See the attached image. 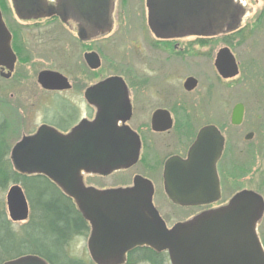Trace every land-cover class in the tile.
Returning <instances> with one entry per match:
<instances>
[{"label": "water", "instance_id": "obj_1", "mask_svg": "<svg viewBox=\"0 0 264 264\" xmlns=\"http://www.w3.org/2000/svg\"><path fill=\"white\" fill-rule=\"evenodd\" d=\"M20 19H39L57 15L63 23L79 25L85 40L89 27L106 30L111 26L113 0H11ZM148 25L158 37L171 38L192 30L195 35L217 36L237 29L243 9L236 0H147ZM167 35L165 36V34ZM85 59L91 69L100 67L96 54ZM15 57L9 34L0 16V65L10 70ZM215 69L223 79L238 74L228 49L216 56ZM38 85L46 91L69 87L57 72L42 71ZM197 81L189 78L184 88L191 91ZM86 97L98 113L92 122L83 120L67 135L42 126L24 137L11 150L14 169L22 174L40 175L70 198L90 225L88 250L99 264H115L135 247L167 251L172 264H264V250L257 236V223L264 212L262 198L252 192L238 193L231 203L186 223L167 229L152 205L150 182L135 177L127 189L98 190L85 187L82 171L105 174L119 164L130 166L137 160L139 144L131 132H119L118 113L109 109L107 99L122 105L126 100L120 78H110L89 89ZM243 107L237 105L231 122L241 123ZM159 115L155 116V124ZM163 128L161 131H165ZM213 127L203 129L185 160L171 158L165 165L163 180L167 198L181 207L206 205L219 198L215 164L223 140ZM8 218L13 223L28 219L29 205L20 185L11 186L5 197ZM105 251V252H104ZM97 254V255H96ZM5 264H48L36 256Z\"/></svg>", "mask_w": 264, "mask_h": 264}, {"label": "flooded vegetation", "instance_id": "obj_2", "mask_svg": "<svg viewBox=\"0 0 264 264\" xmlns=\"http://www.w3.org/2000/svg\"><path fill=\"white\" fill-rule=\"evenodd\" d=\"M46 1L47 6L56 7L55 0ZM245 1L246 0H244V2ZM116 2L118 3L117 10L122 6L120 14V17H122L121 15L123 14L125 0H113L110 16L111 26L103 31L99 30L98 27H89L90 35L85 40H82L79 37L78 24L68 22L66 25V23H63L57 15H50L49 17L39 19H20L15 13L11 0H0V16L9 34L10 49L15 57V62L11 70L4 65H0L1 80H12L13 76L17 75V65L19 64L23 66L20 54L22 52L25 53V51H27L32 45L33 31L31 29L33 24H38L41 21H47V23H49V20L53 21L59 19L63 25L68 26V30L74 31L76 35V39L74 38V40H77V46H80V48L83 49L82 53L81 51L79 53H74V50L70 52L69 48L68 54L61 53L59 71L49 69L42 70L59 73L66 79L69 85L67 89L61 91H46L37 83L43 93L53 95L54 98L56 97L55 101L58 102L60 111L56 114V118L54 119L60 120L63 117L64 110L72 112L76 116L75 119L68 125L58 126L60 130L57 129L58 127L55 128L49 125L50 122H46L45 120V122L41 123L34 132L31 131L25 137L34 135L42 126L52 128L61 135H67L72 129L80 124L81 121H94L98 109L94 103L87 99L86 94L88 90L107 79L120 78L125 88V102H123L122 105H119L118 102L112 99H107L106 103L109 105V109L118 113L119 119L114 125L115 128L123 133H126V129H128L134 139L138 140L139 151L137 160L130 166H127L124 163L116 165L112 168V171L105 174L97 171H82L81 176L84 186L94 187L99 190H115L131 187L135 177H141L149 181L153 191V207L168 229L173 228L177 224L191 221L206 213L227 207L232 199L238 193L243 191L259 195L264 204V198L261 196L263 194L262 191L264 192V181L259 183V178H257V160L259 154L258 151L260 150L253 146H249L255 133L249 132L245 134L243 138L241 134V128L245 123V115L247 112L246 105L248 102L251 103L253 97H250L248 102L243 98L241 103H237L232 108L230 121L227 124L225 116L226 95L223 91L225 82L235 80L241 71V65L237 59V55L233 52V46L230 43L233 39H237L240 34L248 29L252 18L247 19L246 13L243 9V15L241 16L237 29L232 32L224 31L217 36L195 35L194 32L190 30L171 38L158 37L150 27H147L149 38L145 37L147 43L143 46H145V53L147 52V54L144 56L150 54L151 57L154 58L156 53H161L163 55L162 59L157 61L156 59L142 58L141 60L145 61L143 63V72H147V74L130 75L127 77L110 75L98 81L97 74L102 63L101 54L98 51V48L99 44L104 45V41L109 40L114 34V17H118L119 15L116 13L117 11L115 12ZM145 2H147V0H145ZM143 30L144 29L141 27L142 32ZM166 35L167 33L165 36ZM216 38L223 42L221 47L216 48L214 47L215 45L210 42L214 39L216 40ZM195 40H197V42H194ZM74 46L76 45L72 44V48ZM225 48L228 49L234 57L238 70V74L231 79H223L220 77L214 66L217 53ZM62 49L64 50V48ZM195 51L196 53L202 51L200 52V56L206 63L205 65L208 63L209 65L207 66L211 67L213 72L212 77L211 75H206L209 77H202L205 79V81H202L200 75L193 74L196 76H187L178 84V66L180 65L182 67L184 64L183 59L179 57H186V60H191L193 59ZM89 54L97 55L100 61L99 68L91 69L89 67L85 59V56ZM205 65H203V67H206ZM194 67L195 66H191L188 63L185 64L186 69H192ZM196 68L200 69L199 66ZM42 71L38 72L36 82L39 73ZM199 72L202 73L203 70H200ZM83 78H88L89 81L83 83L82 80H85ZM189 78H193L197 81L195 88L191 91H187L184 88L185 81ZM3 93V91H0L1 104H3L4 100ZM74 99L79 100V105L73 102ZM5 104H7V102H5ZM82 105L86 107L87 115L82 116L80 114ZM237 105L243 107V115L241 123L239 125H234L231 122V118ZM157 115H159V117L154 124L153 121ZM19 117L18 124L20 125L22 123L24 125L25 117ZM253 120L257 123V129L264 130V108L263 111L260 114H257ZM23 125H21V127H23ZM166 127L168 129L161 131ZM208 127L215 128L218 133V138L223 140L221 153L215 164L219 198L217 201L206 205L189 207L175 205L167 198L164 191L163 175L165 165L171 158L185 160L194 147L200 132ZM7 128V122L0 110L1 141H5L2 134L4 131L8 130ZM243 142H246L249 147H243ZM132 171H135L136 173L131 177ZM262 174L264 177V173ZM128 177L132 179L131 183L125 180ZM93 178H115L118 182L111 187L101 186L100 188H97L96 186L88 185L87 183L88 179ZM157 192H162L169 204L173 207L192 210L194 211L193 214L180 223L168 226L165 216L157 208L155 203V195ZM263 218L264 212L257 226L263 221ZM91 264L99 263L92 259ZM115 264H172V261L167 251H156L150 247L143 246L135 247L128 251L124 258Z\"/></svg>", "mask_w": 264, "mask_h": 264}, {"label": "rangeland", "instance_id": "obj_3", "mask_svg": "<svg viewBox=\"0 0 264 264\" xmlns=\"http://www.w3.org/2000/svg\"><path fill=\"white\" fill-rule=\"evenodd\" d=\"M238 2L241 8L244 9L246 18L252 19L248 29L230 43L241 65V71L235 80L225 82L223 90L226 95L225 116L226 123L228 124L232 108L237 103H241L243 98L248 102L249 98L253 97L251 103L248 102L246 105L247 112L245 115V123L241 128V134L243 138L244 135L249 132L255 133L249 146H253L260 150L258 151L257 160V178H259L258 181L260 183L264 181L262 174L264 173V130L257 129V123L253 119L257 114H260L264 108V1L246 0L244 2V0H238ZM115 7V12L117 11L116 13L119 15L118 17H114V34L109 40L104 41V45L99 44L98 48L102 61L101 68L97 74L98 81L110 75L127 77L130 75L147 74V72H143V63L145 61L141 59L149 58L159 61L163 57L161 53H156L154 58H152L150 54L144 56L147 54V52L145 53V46H143L147 43L145 37L149 38V32L147 30L149 25L145 0H125L122 17H120L122 6L117 10L118 3L116 2ZM66 25H63L59 19L53 21L49 20V23H47V21H41L38 24H33L31 29L33 31L32 45L25 53L22 52L20 54L23 66L17 65V75H14L12 80L4 81L0 79V91L4 92V100L3 104L0 103V106H2L0 110L8 126V130L6 129L7 131H4L2 134L5 141H0V148L7 151V160L11 161L10 156L12 148L20 142L23 137L28 135V133L31 131L34 132L45 120L46 122H50L49 125L57 128L58 126L68 125L76 117L69 110H64L63 117L60 120L54 119L56 118V114L60 111V106L58 102L55 101L56 97L54 98L53 95L43 93L36 82V76L38 72L42 70L49 69L59 71L61 53L68 54L69 50L70 52L74 50V53L83 52V49L77 46V40H74L76 36L74 31L68 30V26ZM141 27L144 29L143 32L141 31ZM194 42H197V40ZM210 42L214 44L216 48L221 47L223 43L217 38ZM72 44L76 46L72 48ZM62 48H64V50ZM200 52L202 51L197 53L195 51L193 59L191 60H186V57H179L183 59L184 64L182 67L180 65L178 66V84L187 76H196L193 74L200 75L202 81H205L202 77L207 78L210 75L212 77L213 72L211 67L207 66L209 65L208 63L205 65L206 63L200 56ZM185 61L189 65L195 66V69H186ZM203 65L206 67H203ZM198 66L200 69L196 68ZM200 70H203V72L200 73ZM83 79H85L82 80L83 83L89 81L88 78ZM4 101L7 102V104H5ZM73 102L79 105L78 99H74ZM80 114L82 116L87 115L86 107L83 105ZM19 116L25 117L24 125L22 123L20 125L18 124ZM21 125H23V127H21ZM57 129L60 130L59 127ZM244 146H248L246 142H243V147ZM135 173V171H132L131 177ZM125 180L131 183L132 179L128 177ZM117 182L118 180L115 178H93L87 181L88 185H93L97 188L101 186L111 187ZM7 190H0V211L3 212V216L11 224V229L17 233L26 222L12 223L9 220L5 203ZM262 193L261 196L264 198V192L262 191ZM27 201L30 210L32 204V206L38 209L39 213L42 212L43 216H46L43 210H41V207L44 206L42 203H38L34 198L32 200L27 198ZM155 203L157 208L165 216L168 226L184 221L194 212L189 209L173 207L169 204L162 192H157L155 195ZM257 233L264 247V218L257 228ZM38 234L36 229H30L28 237L31 240L44 237ZM88 237L89 234L74 237L67 246V254L73 259L91 264L92 259L88 250ZM18 248L21 247H17V249Z\"/></svg>", "mask_w": 264, "mask_h": 264}, {"label": "trees", "instance_id": "obj_4", "mask_svg": "<svg viewBox=\"0 0 264 264\" xmlns=\"http://www.w3.org/2000/svg\"><path fill=\"white\" fill-rule=\"evenodd\" d=\"M6 155L7 151L0 148V190L20 185L26 198L44 205L41 210L46 216L31 204L27 222L16 233L0 211V264L27 256L39 257L48 264H86L67 254V246L74 237L89 234L88 222L74 202L44 176L15 171ZM30 229L44 237L31 240Z\"/></svg>", "mask_w": 264, "mask_h": 264}]
</instances>
